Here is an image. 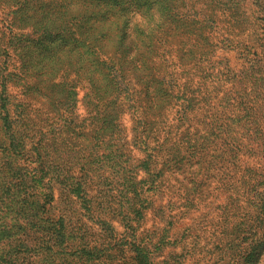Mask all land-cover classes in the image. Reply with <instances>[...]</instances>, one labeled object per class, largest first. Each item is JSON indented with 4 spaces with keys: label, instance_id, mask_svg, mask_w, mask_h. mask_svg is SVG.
Segmentation results:
<instances>
[{
    "label": "rangeland",
    "instance_id": "rangeland-1",
    "mask_svg": "<svg viewBox=\"0 0 264 264\" xmlns=\"http://www.w3.org/2000/svg\"><path fill=\"white\" fill-rule=\"evenodd\" d=\"M0 264H264V0H0Z\"/></svg>",
    "mask_w": 264,
    "mask_h": 264
}]
</instances>
